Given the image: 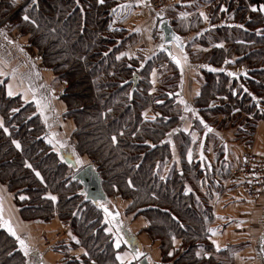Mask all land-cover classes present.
Masks as SVG:
<instances>
[{
	"label": "trees",
	"instance_id": "obj_1",
	"mask_svg": "<svg viewBox=\"0 0 264 264\" xmlns=\"http://www.w3.org/2000/svg\"><path fill=\"white\" fill-rule=\"evenodd\" d=\"M117 2L37 0L38 7L27 12L37 27L22 19L31 0L19 9L13 1L0 0V22L27 36L41 66L55 82L65 83L59 94L62 117L73 123L77 155L94 161L108 206L118 211L116 203L121 202L124 216L145 219L141 231L157 243L162 263L220 264L221 254L212 251L207 240L212 212L208 200L198 194V182H208L205 195L211 189L219 193L222 183L214 182L213 166L210 170L201 161L186 160L192 137L178 127L180 64L157 50L148 56L138 53L116 59L138 39L135 32L116 26L120 21L113 20L111 10ZM262 4L264 0H214L207 4V19L195 13L184 18L173 15L169 20L182 42L188 37L185 56L200 71L191 130L201 132L206 124L207 129L228 128L247 136L264 116V12L252 10ZM163 17L155 23V34ZM160 62L165 63L164 74L153 88L150 76ZM230 67L242 71L233 76ZM135 74L138 82L130 94L128 81ZM0 120L4 125L0 128V185L11 195L21 220L58 218L67 224L76 239L59 249L71 264H120L116 254L122 246L115 248L112 233L106 231L109 225L100 204L84 200L81 185L73 179L76 171L46 142L44 124L34 106L7 96L3 83ZM14 140L19 141V149ZM218 163V176L225 177L229 169L223 160ZM49 194L57 200L52 201ZM79 246L83 249L79 257L68 255V247ZM0 264H25L15 237L1 228Z\"/></svg>",
	"mask_w": 264,
	"mask_h": 264
},
{
	"label": "crops",
	"instance_id": "obj_2",
	"mask_svg": "<svg viewBox=\"0 0 264 264\" xmlns=\"http://www.w3.org/2000/svg\"><path fill=\"white\" fill-rule=\"evenodd\" d=\"M124 3L131 4L132 7L122 11L119 17L113 14V20H119L118 26L138 35L136 43L127 48L124 53H127V57L136 56L138 53L144 56L154 53L161 41V36L156 35L153 29L151 30V26L154 27L155 23L154 14L157 12H153L149 8L148 0L146 3H137V0H118L117 5ZM197 3L200 1L177 0L173 3L175 6L177 5L175 8L170 5L171 7L162 10L161 13L167 12L168 15H171L183 10L184 13L188 14L187 16L199 13L204 18L205 15L202 16L201 13H204L205 6L202 2L200 5H196ZM20 7L21 5L17 6V9ZM137 28L140 30L135 31ZM193 49L203 50L200 46H195ZM173 54L180 61L181 71L180 84L176 91V99L182 108L178 127L180 131L189 132L192 137V144L186 160L188 163L192 160L201 161L202 165L208 166L210 170L213 166L214 182L221 181L222 183V189L219 193L211 189L212 191L205 195L203 188L208 182L205 181L203 184L198 182L200 191L198 194L208 200L212 212V220L207 226V240L212 251L221 254L219 256L220 264H264V252L261 251V247L264 246V192L255 201L245 200L237 190L233 191L230 186H226V178L218 176L220 174L217 165V161L220 164V161L223 160L227 170L230 169L242 160L243 153L248 149L264 155V116L256 122L254 129L247 136L241 132L235 134L234 130L230 131L228 128L219 130L213 126L209 127L211 131L207 128L201 132L191 130V117H196L197 113L192 101L199 90L200 71L195 64L190 63L188 58L185 59L186 56H182L177 49L173 48ZM0 68L8 73L6 76H0L7 96L9 83L12 84L13 90L16 92V95L11 97H20L25 103L24 93L27 92V103L34 106L35 112L44 124L46 142L48 143L49 139H54L65 144V147L59 148L58 145L48 143L58 154L60 160L75 171L89 164L87 158L77 155L74 149V141L71 137L72 121L62 117L64 104L59 99V94L64 85L55 82L50 71L41 66L37 52L29 45L27 36L19 35L12 25L3 24V22H0ZM13 70H15L14 77L12 75ZM230 71L239 73L242 69L230 67ZM163 74V70L162 72L152 70L150 82L153 88L159 85ZM29 86L35 91H30ZM33 95L45 106L43 115H41ZM181 101L185 103H181ZM45 116L47 121H45ZM58 148L59 150H57ZM73 150L76 155H73ZM189 152H191V159H189ZM62 156L64 157L63 160L61 159ZM77 157L83 161L82 164L76 163ZM116 207L120 217L118 220L108 223V228L112 229L114 246L117 235H119L123 239L129 240L132 245L139 247L145 254L132 262H139L143 257H148L149 264H164L161 262L157 243H153L148 235L141 231L146 226L145 219H133L124 216V208L121 202H117ZM0 208H2L4 219H10L18 235L30 245V254L24 255L25 264H41V262L42 264H71V261L68 263L63 258L66 253L59 249V245H62L63 241L64 244L65 242L66 244L74 243L67 224L58 218H53L48 222L22 221L11 195L1 185ZM117 226H119L118 233ZM1 229L8 232L6 228ZM210 229L216 230L215 233L209 231ZM43 237L48 239V243L43 241ZM213 241L216 243L214 244ZM17 244L20 248L18 241ZM216 244L219 245V249H217ZM121 246L122 249L118 251L119 253L132 250L128 244L121 243ZM67 252L72 258H76L83 253V249L80 246L74 249L68 247ZM209 256H211V252L207 253V257Z\"/></svg>",
	"mask_w": 264,
	"mask_h": 264
},
{
	"label": "snow or ice",
	"instance_id": "obj_3",
	"mask_svg": "<svg viewBox=\"0 0 264 264\" xmlns=\"http://www.w3.org/2000/svg\"><path fill=\"white\" fill-rule=\"evenodd\" d=\"M99 2H100L101 4H103V3L105 2V0H99ZM140 2H144V3H146L147 0H137V3H140ZM77 3H79V0H77ZM33 6L38 7L37 0H31V3L28 4L27 8H25V15L22 17V19H23L24 21H30L33 25H37V21H36L35 19H32V18L27 14V12H28V8H32ZM131 7H132V5H131V4H128V3L119 4V5H117V7L113 8L111 11H112V13H113L114 15H116L117 17H119V16L121 15V12H122V11L127 10V9H130ZM252 10H253V11H261V12H264V4L260 5L259 8H256L255 6H253V9H252ZM157 15L159 16L160 14L157 13ZM180 15L183 17V16H187L188 14H187V13H181ZM201 15L204 16V13H201ZM204 18L207 19V16H204ZM37 27H39V26L37 25ZM110 27H111V26H110ZM240 27H243V25H240ZM139 30H140L139 28L135 29V31H139ZM53 31H55V30L53 29ZM162 38H163V37H162ZM173 38H174L175 41L178 42V46H180V45H179L180 37H178V36H174ZM159 47H160L161 49H163V48H164V45H163V44H160ZM21 51H23V49H21ZM105 55H107V53H105ZM124 55H127V53H120V55H118V56L116 57V59L119 60V59H120L122 56H124ZM169 55H172V54L169 52ZM173 59H176L177 64L180 63L179 59H177L175 56H173ZM185 59H186V57H185ZM213 70H215V69H213ZM6 75H8V73H6L2 68H0V76H6ZM12 75H13V77L15 76V70H13ZM230 75L235 76L236 74H235V73H230ZM2 82H3V81H0V83H2ZM29 90H30V91H33V92L35 91L34 89H31V86H29ZM245 91H247V89H245ZM7 94H8V96H10V97L16 95V92L13 90V86H12V84H10V83L8 84ZM24 96H25V103H27V92L24 93ZM33 99L35 100V102H36V104H37V107H38V109H39L40 112H41V115H43V114H44V107H45V106L41 104V101H40L39 99H36L35 95H33ZM181 103H185V102H184V101H181ZM12 111H13V112H16V111H19V109H12ZM109 111H111V110L109 109ZM145 118H147V114H145ZM153 119H154V117H153ZM45 121H47V117H46V116H45ZM201 122L203 123V121H201ZM3 127H4V125H3V120H0V128H3ZM207 127H208V125L205 124V128H207ZM4 131L7 132V131H8L7 128H4ZM209 131H211V129H209ZM53 135H55V134H53ZM112 139H113V142H115L116 137L113 136ZM13 143L15 144V146H16L18 149L21 147L19 141H15V140H14ZM48 143H49V144H55V145H58L59 148H63V147H65V144H64L63 142L59 141V140L49 139V140H48ZM59 148H58L57 150H59ZM73 155H76L74 150H73ZM61 159L63 160L64 157L62 156ZM189 159H191V152H189ZM76 163H77V164H82L83 161H81V160L79 159V157H77V158H76ZM26 166L29 167V168H32V165H31V164H27ZM33 171H35V169H33ZM35 175H36L37 177H39L41 180H43V177L41 176L40 172L35 171ZM129 183H131V182H129ZM189 191H190V189H189ZM49 198H50L52 201H56V200H57V197H56L55 195H51V194H49ZM20 199L23 200V199H25V197H24V196H21ZM100 207L103 208V211H104V213H105V219H106V222H107V223H112V221L115 220V216L112 215V214L109 212V209H108L105 205L101 204ZM109 216H112V219H111V220L108 219ZM0 228H6L7 231H8L13 237L16 238V240L19 242L20 250L23 252V254H24L25 256H28V255L30 254L31 248H30L29 243H28L25 239H22L20 235H18L17 230H16V228L13 226L12 221H11L10 219H8V220H5V219H4L3 214H2V208H0ZM106 231L111 232L112 229H111V228H108V229H106ZM209 231H212L213 233H215L216 230H214V229H210ZM118 232H119V226H117V233H118ZM72 238H73V239H76V237H72ZM77 242H79V241H77ZM172 242H173V244L177 243L175 237L172 238ZM121 243L128 244L132 250H131V251H127V252H123V253H119V252H118V253L116 254V260L119 261L120 264H132V261H133V260H137V259H139L140 257H142V256L145 255V254L140 250L139 247H137V246H135V245H132L131 242H130L129 240H125V239H123L122 237H120L119 235H117V239H116V241H115V247H116L117 249H119V248L121 247ZM213 243L215 244L216 242L213 241ZM216 247H217V249H219V245H218V244H216ZM261 251L264 252V246L261 247ZM85 254H86V253H85ZM9 255H11V253H9ZM169 255H172V253L169 252ZM197 255H200V253L198 252ZM149 261H150V258H149ZM41 264H42V262H41Z\"/></svg>",
	"mask_w": 264,
	"mask_h": 264
},
{
	"label": "water",
	"instance_id": "obj_4",
	"mask_svg": "<svg viewBox=\"0 0 264 264\" xmlns=\"http://www.w3.org/2000/svg\"><path fill=\"white\" fill-rule=\"evenodd\" d=\"M156 35L161 36L160 44L164 45V48L161 49L159 46L157 47V52H165L170 59H173L174 54L172 53V49H177L182 55L185 56V48L187 46V42H182L181 37L173 30L169 19L166 17L161 18L156 25ZM174 36L180 37L179 45L178 42L174 40ZM163 37V38H162ZM169 52L172 55H169ZM176 60V59H174ZM138 82V75L135 74L132 79L128 81V83L132 84V89L130 94L134 91L137 86ZM73 179L76 180L82 187L81 195L84 196V200L86 202H91L93 204H103L108 209L109 212L115 216L116 221L119 219L120 215L115 206H108V200L106 199L102 188L100 179L98 174L94 171L91 164H87L83 166L80 170L76 171ZM103 211V208H101ZM104 212V211H103ZM110 220L112 216L108 217ZM148 257H143L137 264H149Z\"/></svg>",
	"mask_w": 264,
	"mask_h": 264
},
{
	"label": "built area",
	"instance_id": "obj_5",
	"mask_svg": "<svg viewBox=\"0 0 264 264\" xmlns=\"http://www.w3.org/2000/svg\"><path fill=\"white\" fill-rule=\"evenodd\" d=\"M176 1L148 0V6L152 11H159ZM164 67V63H159L154 69L161 72ZM225 181L227 187L231 186L233 191L237 190L245 200H257L264 192V155L248 149L242 160L229 169ZM43 241L48 243V239L45 237H43Z\"/></svg>",
	"mask_w": 264,
	"mask_h": 264
},
{
	"label": "rangeland",
	"instance_id": "obj_6",
	"mask_svg": "<svg viewBox=\"0 0 264 264\" xmlns=\"http://www.w3.org/2000/svg\"><path fill=\"white\" fill-rule=\"evenodd\" d=\"M11 2L13 1L14 2V4L16 5V6H22V4L26 1H24V2H22V0H10ZM182 1H185V0H182ZM200 1V3L202 2L203 4H204V6H205V11H204V15L206 16V14H207V9H208V7H207V4L210 2H214V0H199ZM200 3H197L196 5H200ZM193 7V6H192ZM194 8V7H193ZM179 9V8H178ZM195 9V8H194ZM178 11V10H177ZM181 13H184V11L183 10H181V12H176V13H173V14H171V15H168L167 14V12L164 14V12H163V14L162 13H159L160 15L158 16V15H156L155 16V23H156V21H157V19H158V17H162V16H165L167 19H169V20H172V18H174V16L173 15H175V16H178V17H180L181 15ZM199 14V13H198ZM11 15H12V13H11ZM10 17V16H9ZM9 17H6L4 20H6V19H8ZM115 22H116V20H114ZM5 22L3 21V24H4ZM155 23H154V27H155ZM116 26H118V25H116ZM153 26H151V30L154 28ZM184 39V42H187V40H188V37H185V38H183ZM175 55V54H174ZM62 85H64L65 86V83H63ZM64 86H63V88H64ZM63 88H62V90H63ZM61 90V91H62ZM244 140H246V137H244ZM86 158V157H85ZM87 161L89 162V163H92V164H94V161L93 160H90V159H88L87 158ZM228 175V174H227ZM227 175L225 176V178L227 177ZM230 188H232L231 186H230ZM233 190V189H232ZM124 206V205H123ZM64 242V241H63ZM62 242V245H64V243ZM65 244H66V242H65ZM67 251H68V249H67ZM66 253V252H65ZM68 256V255H67Z\"/></svg>",
	"mask_w": 264,
	"mask_h": 264
}]
</instances>
